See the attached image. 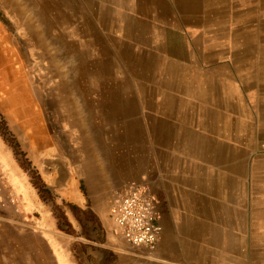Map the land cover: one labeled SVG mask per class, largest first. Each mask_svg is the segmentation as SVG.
<instances>
[{
    "label": "rangeland",
    "instance_id": "obj_1",
    "mask_svg": "<svg viewBox=\"0 0 264 264\" xmlns=\"http://www.w3.org/2000/svg\"><path fill=\"white\" fill-rule=\"evenodd\" d=\"M224 9L235 33L218 41L239 40L217 71L248 83L209 97L230 111L218 119L234 142V219L201 241L199 257V241L184 250L209 264L211 242V264H264V0H0V44L31 92L23 118L0 90V264H163L116 233L111 208L124 189L108 204L97 167L146 138L147 46L161 43V28L198 15L207 24ZM197 26H183L184 52L210 65L202 45L216 37ZM166 45L183 51L180 40ZM200 75L186 71L191 90L199 92Z\"/></svg>",
    "mask_w": 264,
    "mask_h": 264
},
{
    "label": "crops",
    "instance_id": "obj_2",
    "mask_svg": "<svg viewBox=\"0 0 264 264\" xmlns=\"http://www.w3.org/2000/svg\"><path fill=\"white\" fill-rule=\"evenodd\" d=\"M228 12L225 9L219 11L207 24L198 15V20L188 23L174 21V26L164 31L160 26L161 43L156 47L147 46V55L152 56V62L147 63L151 64V74H147L144 88L146 138L132 139L97 167L103 178V198L108 204L114 192L130 184L140 186L153 199L154 216L162 232L156 249L147 252V258L163 264H194L184 250L185 242L199 241L196 243L199 257L203 249L201 241L216 238L233 223L234 142L232 132L229 138L221 132L224 125H219L218 119L219 114L229 116L230 111L209 98L220 95L230 83L237 82L241 90L248 86L242 78H234L233 72L217 71L223 67L220 65L230 64L224 56L239 40L218 41L219 34L226 33L228 37L235 33L230 30ZM184 24L199 25L196 28H200L201 33L208 32L209 36L216 37L212 43L202 45L210 49L201 55L210 65L200 61L193 65L191 52L189 58L186 57L184 43L188 29L183 27ZM166 32L170 34L168 39ZM176 40L184 45L183 51H173L166 45ZM192 68L201 74L199 92L191 90L195 81L186 76V71ZM246 202L247 207L248 192ZM215 247L217 245L211 242L204 246L208 249L204 255L209 264Z\"/></svg>",
    "mask_w": 264,
    "mask_h": 264
},
{
    "label": "built area",
    "instance_id": "obj_3",
    "mask_svg": "<svg viewBox=\"0 0 264 264\" xmlns=\"http://www.w3.org/2000/svg\"><path fill=\"white\" fill-rule=\"evenodd\" d=\"M153 210V199L140 186L128 185L111 208L116 232L132 246L156 249L162 228Z\"/></svg>",
    "mask_w": 264,
    "mask_h": 264
},
{
    "label": "bare ground",
    "instance_id": "obj_4",
    "mask_svg": "<svg viewBox=\"0 0 264 264\" xmlns=\"http://www.w3.org/2000/svg\"><path fill=\"white\" fill-rule=\"evenodd\" d=\"M21 72L22 71L17 66H15L14 61L10 60V57L3 48V45L1 46L0 44V90L5 93V104L12 105L13 108H15L13 112L14 115L23 118L24 117L30 118L31 117V115L29 116L30 105H31L30 85L28 84L26 77ZM27 121L30 123L31 119ZM71 194L73 195V193Z\"/></svg>",
    "mask_w": 264,
    "mask_h": 264
}]
</instances>
